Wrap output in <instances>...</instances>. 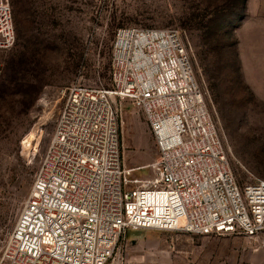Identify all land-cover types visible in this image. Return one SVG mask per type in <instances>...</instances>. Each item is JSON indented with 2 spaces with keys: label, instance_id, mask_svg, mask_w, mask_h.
Here are the masks:
<instances>
[{
  "label": "built area",
  "instance_id": "1",
  "mask_svg": "<svg viewBox=\"0 0 264 264\" xmlns=\"http://www.w3.org/2000/svg\"><path fill=\"white\" fill-rule=\"evenodd\" d=\"M14 41L10 0H0V49ZM59 92L49 142L0 239V264H105L128 229L264 232V178L236 179L179 28H117L110 83L73 80ZM122 99L154 136L148 164L125 163Z\"/></svg>",
  "mask_w": 264,
  "mask_h": 264
},
{
  "label": "rangeland",
  "instance_id": "2",
  "mask_svg": "<svg viewBox=\"0 0 264 264\" xmlns=\"http://www.w3.org/2000/svg\"><path fill=\"white\" fill-rule=\"evenodd\" d=\"M243 1L10 0L15 41L0 49V239L49 142L64 99L60 87L73 80L108 85L112 40L122 26L182 31L236 179L264 178V0ZM119 106L126 165L150 163L158 149L143 113L127 99ZM216 235L223 243L245 241ZM200 236L128 229L105 264H180L176 257L189 259L188 245ZM254 238L264 245V232ZM247 245L246 251L258 247Z\"/></svg>",
  "mask_w": 264,
  "mask_h": 264
},
{
  "label": "crops",
  "instance_id": "3",
  "mask_svg": "<svg viewBox=\"0 0 264 264\" xmlns=\"http://www.w3.org/2000/svg\"><path fill=\"white\" fill-rule=\"evenodd\" d=\"M232 235L235 236L237 234ZM243 237L245 241H234V243L229 244L228 242L223 243L221 239L217 238L216 234L201 235L199 243L192 242V244L188 245L192 247L191 251H193L190 258L179 255L176 257L179 260L175 261L180 262V264H247L245 262L251 261V263H254L256 258L261 257L264 262V245L260 242L257 244L255 238ZM246 241L250 243L248 244ZM247 244L258 247L253 251H246L245 246Z\"/></svg>",
  "mask_w": 264,
  "mask_h": 264
},
{
  "label": "bare ground",
  "instance_id": "4",
  "mask_svg": "<svg viewBox=\"0 0 264 264\" xmlns=\"http://www.w3.org/2000/svg\"><path fill=\"white\" fill-rule=\"evenodd\" d=\"M41 104H42V105L44 104V100L41 101Z\"/></svg>",
  "mask_w": 264,
  "mask_h": 264
},
{
  "label": "trees",
  "instance_id": "5",
  "mask_svg": "<svg viewBox=\"0 0 264 264\" xmlns=\"http://www.w3.org/2000/svg\"><path fill=\"white\" fill-rule=\"evenodd\" d=\"M242 1H243V0H242ZM244 1H245V0H244ZM244 1H243V2H244Z\"/></svg>",
  "mask_w": 264,
  "mask_h": 264
}]
</instances>
